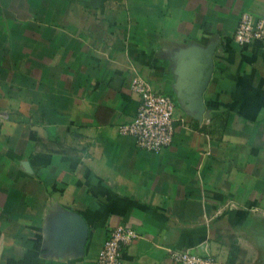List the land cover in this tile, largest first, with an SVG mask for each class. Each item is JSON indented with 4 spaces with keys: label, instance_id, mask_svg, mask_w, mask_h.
Instances as JSON below:
<instances>
[{
    "label": "crops",
    "instance_id": "crops-1",
    "mask_svg": "<svg viewBox=\"0 0 264 264\" xmlns=\"http://www.w3.org/2000/svg\"><path fill=\"white\" fill-rule=\"evenodd\" d=\"M264 0H0V264H264ZM135 71L176 102L160 152L120 130ZM210 79L200 87L207 73Z\"/></svg>",
    "mask_w": 264,
    "mask_h": 264
},
{
    "label": "built area",
    "instance_id": "built-area-1",
    "mask_svg": "<svg viewBox=\"0 0 264 264\" xmlns=\"http://www.w3.org/2000/svg\"><path fill=\"white\" fill-rule=\"evenodd\" d=\"M235 40L242 45H249L256 40L264 41V19L256 18L246 11L240 16L234 34ZM131 91L139 98L135 117L120 125L123 133L132 135L139 148L160 152L170 146L176 134V102L172 95L159 91L141 72L135 71ZM141 237V233L129 225L114 227L98 256V264H123L124 248ZM206 252L193 249H171L172 256L183 264H220L206 245Z\"/></svg>",
    "mask_w": 264,
    "mask_h": 264
},
{
    "label": "water",
    "instance_id": "water-1",
    "mask_svg": "<svg viewBox=\"0 0 264 264\" xmlns=\"http://www.w3.org/2000/svg\"><path fill=\"white\" fill-rule=\"evenodd\" d=\"M210 74L211 71H209L205 77V79L203 80L201 87H200V93H199V102H200V109H203L204 107V103H203V92L208 84V81L210 79Z\"/></svg>",
    "mask_w": 264,
    "mask_h": 264
}]
</instances>
